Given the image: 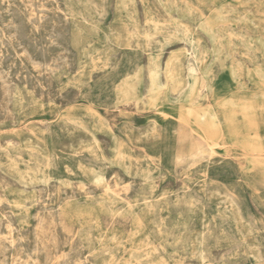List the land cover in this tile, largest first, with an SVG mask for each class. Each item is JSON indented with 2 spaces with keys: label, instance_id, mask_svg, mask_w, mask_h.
Here are the masks:
<instances>
[{
  "label": "rangeland",
  "instance_id": "374dc122",
  "mask_svg": "<svg viewBox=\"0 0 264 264\" xmlns=\"http://www.w3.org/2000/svg\"><path fill=\"white\" fill-rule=\"evenodd\" d=\"M263 180L264 0H0V264H264Z\"/></svg>",
  "mask_w": 264,
  "mask_h": 264
},
{
  "label": "bare ground",
  "instance_id": "6f19581e",
  "mask_svg": "<svg viewBox=\"0 0 264 264\" xmlns=\"http://www.w3.org/2000/svg\"><path fill=\"white\" fill-rule=\"evenodd\" d=\"M175 56V55H174ZM184 56V55H183ZM173 57V56H172ZM169 59H171L170 57H168ZM167 58V59H168ZM180 59V58H179ZM123 60V59H122ZM180 61V60H179ZM178 61V62H179ZM168 62V61H167ZM173 62V61H172ZM182 62V61H181ZM182 65V64H181ZM168 66V65H167ZM170 67V66H169ZM157 69V68H156ZM176 69H177V67H176ZM159 70V69H158ZM181 70V69H180ZM161 71V70H160ZM163 71V70H162ZM171 71V70H170ZM164 72V71H163ZM166 73V72H165ZM169 73V72H168ZM157 74V73H156ZM164 74V73H163ZM171 74V73H170ZM164 76V75H163ZM154 77H155V75H154ZM177 78V77H176ZM172 80V79H171ZM175 80V79H174ZM156 81V80H155ZM165 81V80H164ZM157 82L159 83V80H157ZM173 82V81H172ZM175 82H176V80H175ZM210 85V84H209ZM162 87H163V85H162ZM161 87V88H162ZM156 94V93H155ZM161 96V95H160ZM150 97V96H149ZM159 99V98H158ZM150 103V102H149ZM149 105V104H148ZM151 106V105H150ZM155 106V105H154ZM153 107V106H152ZM215 108H218V107H215ZM220 112V111H219ZM168 117V116H167ZM158 120V119H157ZM223 121V120H222ZM155 130V129H154ZM161 134V133H160ZM179 145H181V143L179 144ZM233 147H235V146H233ZM234 149V148H233ZM240 151V150H239ZM161 153V152H160ZM161 156V155H160ZM154 157V156H153ZM202 157V156H201ZM214 157V156H213ZM244 157V156H243ZM245 157H246V155H245ZM261 158V157H260ZM160 160V159H159ZM202 161V160H201ZM210 162H211V160H210ZM205 163H207V162H205ZM263 164V163H262ZM166 165V164H165ZM178 165V164H177ZM208 165V164H207ZM194 166V165H193ZM244 166V165H243ZM167 167V166H166ZM255 168V167H254ZM245 173V172H244ZM249 174V173H248ZM255 175V174H254ZM253 175V176H254ZM258 176V175H257ZM264 181V180H263ZM257 182H259V181H257ZM264 185V184H263ZM254 192V191H253ZM255 196V195H254ZM256 203H259L258 201L256 202ZM258 207H260V205L258 206ZM19 259V258H18ZM23 261V260H22Z\"/></svg>",
  "mask_w": 264,
  "mask_h": 264
}]
</instances>
